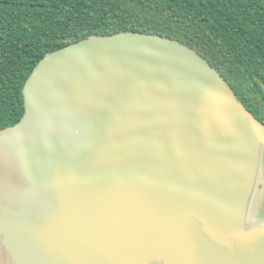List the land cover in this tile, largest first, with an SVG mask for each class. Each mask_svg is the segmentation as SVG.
<instances>
[{
	"label": "water",
	"instance_id": "95a60500",
	"mask_svg": "<svg viewBox=\"0 0 264 264\" xmlns=\"http://www.w3.org/2000/svg\"><path fill=\"white\" fill-rule=\"evenodd\" d=\"M23 94L0 128V264H264V214L246 209L264 122L197 49L91 35Z\"/></svg>",
	"mask_w": 264,
	"mask_h": 264
},
{
	"label": "trees",
	"instance_id": "16d2710c",
	"mask_svg": "<svg viewBox=\"0 0 264 264\" xmlns=\"http://www.w3.org/2000/svg\"><path fill=\"white\" fill-rule=\"evenodd\" d=\"M160 33L197 49L264 122V0H0V128L48 53L91 35Z\"/></svg>",
	"mask_w": 264,
	"mask_h": 264
},
{
	"label": "rangeland",
	"instance_id": "374dc122",
	"mask_svg": "<svg viewBox=\"0 0 264 264\" xmlns=\"http://www.w3.org/2000/svg\"><path fill=\"white\" fill-rule=\"evenodd\" d=\"M3 159L4 158H2V155L0 154V175L4 173ZM247 200H248L246 202L247 213H254L257 209H260L259 211L260 216H262L261 213L264 214V151H262L261 153V158L257 169V177L254 180L249 198ZM263 217L264 215L261 218Z\"/></svg>",
	"mask_w": 264,
	"mask_h": 264
},
{
	"label": "crops",
	"instance_id": "0c3cea01",
	"mask_svg": "<svg viewBox=\"0 0 264 264\" xmlns=\"http://www.w3.org/2000/svg\"><path fill=\"white\" fill-rule=\"evenodd\" d=\"M141 264H169V263L164 262L158 258H154V259H149Z\"/></svg>",
	"mask_w": 264,
	"mask_h": 264
}]
</instances>
